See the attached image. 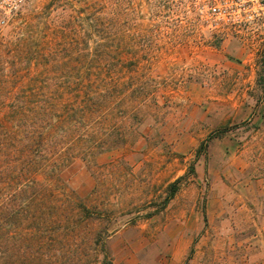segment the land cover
<instances>
[{"label":"rangeland","instance_id":"374dc122","mask_svg":"<svg viewBox=\"0 0 264 264\" xmlns=\"http://www.w3.org/2000/svg\"><path fill=\"white\" fill-rule=\"evenodd\" d=\"M190 1L26 0L0 26V51L30 36L46 56L0 59L6 93L36 72L67 89L86 56L120 80L136 64L147 100L123 147L63 169L95 218L46 232L42 264H101L103 245L111 264H264V26L213 31Z\"/></svg>","mask_w":264,"mask_h":264},{"label":"trees","instance_id":"16d2710c","mask_svg":"<svg viewBox=\"0 0 264 264\" xmlns=\"http://www.w3.org/2000/svg\"><path fill=\"white\" fill-rule=\"evenodd\" d=\"M88 20L83 23L88 25ZM38 25L35 23L37 32ZM32 38L17 40L12 51L3 47L0 59L11 64L35 61L38 67L46 56L36 50ZM90 59L84 56L83 72L61 91L52 89L57 77L37 72L28 80L35 88L28 82L17 94L0 88V97L17 98L0 100V264H42L40 251H51L56 242L52 234L45 237L46 232L55 225L74 227L95 218L61 173L73 161L88 164L98 154L123 147L125 135L146 104L143 81L135 76L136 64L127 62L126 73L131 76L120 80L106 77L104 65L108 62ZM262 82L264 86V76ZM173 187L164 204L173 196ZM58 202L63 203L61 210ZM58 216L64 224L54 220ZM102 252L101 264H111L105 245Z\"/></svg>","mask_w":264,"mask_h":264},{"label":"built area","instance_id":"2783aa9c","mask_svg":"<svg viewBox=\"0 0 264 264\" xmlns=\"http://www.w3.org/2000/svg\"><path fill=\"white\" fill-rule=\"evenodd\" d=\"M26 0H0V26L18 14ZM195 14L213 31L264 26V0H191Z\"/></svg>","mask_w":264,"mask_h":264}]
</instances>
